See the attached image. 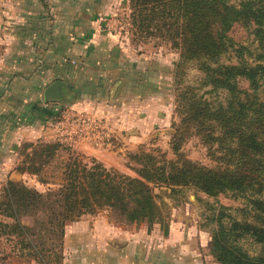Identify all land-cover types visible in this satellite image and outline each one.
I'll return each mask as SVG.
<instances>
[{
  "label": "trees",
  "instance_id": "trees-1",
  "mask_svg": "<svg viewBox=\"0 0 264 264\" xmlns=\"http://www.w3.org/2000/svg\"><path fill=\"white\" fill-rule=\"evenodd\" d=\"M128 3V19L137 39L162 40L179 53L172 73L180 114L173 137L175 159L141 156L137 178L114 174L99 165L71 169L57 190L46 193L8 181L0 215L13 223H0V235L14 236L40 264H61L64 228L83 215L108 209L120 224L145 222L151 229L163 223L155 186L193 188L209 197L232 192L248 194L247 219L224 223L223 216H217L210 253L217 264H264V102L257 96L264 77V0H242L237 6L229 0ZM236 25L251 29L255 52L235 46L229 32ZM231 53L235 64L223 63ZM189 63L202 74L199 87L185 83ZM201 88L221 92L224 102H208L199 94ZM54 115L50 112L47 119ZM187 134L199 137L210 148L211 158L216 156L215 168L194 163L179 152ZM23 216L32 217L33 223L24 225ZM245 238L260 246L257 255L240 247Z\"/></svg>",
  "mask_w": 264,
  "mask_h": 264
},
{
  "label": "rangeland",
  "instance_id": "rangeland-1",
  "mask_svg": "<svg viewBox=\"0 0 264 264\" xmlns=\"http://www.w3.org/2000/svg\"><path fill=\"white\" fill-rule=\"evenodd\" d=\"M241 1L229 0V3L237 6ZM121 5L123 8H120L119 14L124 15L123 20L129 21L127 16L129 14L128 0H122ZM5 10H7V6L3 3V18L0 20V60L3 66L17 57L25 61L26 48L24 45L27 42L26 39L18 40L13 38V36L10 37V23L8 18L4 16ZM129 26L128 22L126 24L123 23V28L127 29L128 39L131 37V45L142 47L144 55L146 54L152 63L149 71L154 79L146 86L145 94L147 98L151 96L153 108L149 109L150 113H148L151 117L145 116L146 123L144 128L142 129L143 126L139 127L137 125V114H133L130 111L129 128L128 130H121V107L115 102L104 104L101 99L98 100V103L95 101L85 102V100L81 101L77 97L67 103H44L41 109L55 113V115L47 119L44 127L42 126L43 129L38 130L32 136H28L20 142L19 146H17L19 148L15 147L16 144L11 145L12 161L8 171L12 175L10 179L12 182L22 184L39 193H46L49 190H57L63 181L64 174L71 169L78 170V168L83 166L92 168L94 165H99L114 174L137 178L141 156L149 154L162 156L168 160L175 159L173 137L176 133V127L179 125L180 114L176 111V86L172 79V73L174 64L179 60V53L162 40L136 39V37L132 36V29ZM229 37L233 40L235 46H243L253 52L256 51L257 44L253 39L250 28L236 25L230 30ZM233 56L234 54L231 53L222 62L235 64L236 60ZM252 60L253 58L248 56V61L252 62ZM22 63H20L22 67L19 65L17 70L18 74H30L31 71L25 70ZM186 68L185 83L199 87L202 74L191 63ZM9 72L4 70V68L1 72L0 108H4L6 111L10 110L9 112L13 116L24 120V111L26 109L30 111L32 105H35V108L37 104L39 105L42 102L41 88H43V84L37 85L38 83L36 82L40 73L38 74L39 70H33V73H31L35 80V85L31 89L30 86H25V82L19 80L15 83L13 81L14 78L9 79L7 77ZM40 72L50 75L54 71L42 69ZM158 76L161 77L159 79L160 85L153 83ZM8 80H12V84ZM67 80L68 82L71 81L74 86V79L70 78ZM240 86L245 88L246 84L241 82ZM134 88L132 85L130 86V94H132ZM26 90L28 92L24 96ZM31 91L34 92L33 96ZM209 91V88H201L199 94L214 105L224 102L225 98L221 92ZM153 94L154 96L152 97ZM257 96L264 102V77L259 82ZM135 105L131 104V107H135ZM110 110H113L111 116L109 114ZM73 112H82L90 115L91 119L100 121L98 123L103 131L98 137H92L82 142L75 141L74 138L71 140L63 139L60 136V126L58 124L64 120V117ZM95 113H98V115L96 116ZM161 116L164 119L167 118L162 125L154 122L155 120H152L151 123L148 122L149 119L161 118ZM106 118H108V121ZM110 119H113L114 122ZM11 127L15 129L16 126L12 125ZM127 131H129L128 136L125 137V132ZM185 138L187 139L185 142H181L179 150L185 158L207 168H215L217 166L216 156L214 157L215 159L211 158L208 153L210 148L203 144L199 137L187 134ZM53 146L57 147L54 151L53 149L51 151L50 149L44 150V148H52ZM92 147L101 150L98 158L92 154ZM214 149H216V146H214ZM217 156L219 157V154ZM33 163H35L34 166ZM72 164L74 165L72 166ZM5 187L6 182H0V202L4 199ZM153 192L156 196V202L162 211L163 223L161 225H152V231L155 229L157 233L159 229V235L167 237L169 235V227L172 225L177 228V231L186 229L189 233V237L180 240L183 244V247L180 248H183L189 255L182 264H217L209 249L212 231L217 227L215 218L223 216L221 221L224 223H229L231 219L235 221H245L247 219L246 211L249 205L246 197L248 194L240 196L232 192H226L216 197H209L193 188L170 189L160 186H155ZM97 214L106 215L116 225H120V223L115 221L108 209L101 210L92 216ZM0 216L2 221H6L9 224L13 223L11 219L3 215ZM211 218L214 221H211ZM32 221V217H22L24 225H31ZM127 226H129L130 230H150L145 222ZM1 236L0 250H12L22 260L32 258L29 256V250L21 247L16 238L8 235ZM239 245L251 256L257 255L260 251V246L248 238L241 240Z\"/></svg>",
  "mask_w": 264,
  "mask_h": 264
},
{
  "label": "crops",
  "instance_id": "crops-1",
  "mask_svg": "<svg viewBox=\"0 0 264 264\" xmlns=\"http://www.w3.org/2000/svg\"><path fill=\"white\" fill-rule=\"evenodd\" d=\"M121 2L0 0V20L3 18L2 4L5 3L7 10L4 16L10 23V37L27 41L24 45L25 61L14 57L15 60L3 66L0 60V84L3 68L10 71L7 73L9 79L14 78L15 83L19 80L25 82V86L31 89L35 85L31 73L39 70L36 82L37 85L43 84L41 105L37 104L35 108L32 105L30 111L26 109L24 120L13 116L10 110L0 108V182L11 181L12 175L8 171L12 161L11 145L16 144L15 147L19 148L20 142L43 129L50 113L41 109L44 103H67L77 97L85 102L98 103L100 99L104 104L115 102L121 107V130L129 128L130 111L137 114V125L144 128L145 116L151 117L148 113L153 108L151 96L147 98L145 94L146 86L154 79L149 71L152 63L144 55L142 47L131 45V37L128 39L127 29L123 28L124 15L119 14L120 8H123ZM132 36L137 39L133 30ZM21 62L25 70L31 71L30 74H18ZM42 69L54 72L45 75L40 72ZM70 78L74 79V86L71 81L68 82ZM160 78L158 76L153 83L160 85ZM8 81L12 84V80ZM57 81L63 84L58 87L61 97L45 102V90ZM131 85L135 87L132 94ZM33 93L31 91L32 96ZM131 104L136 105L131 107ZM112 112L109 111L110 116ZM113 119L110 120L114 122ZM152 120L162 125L167 118L161 116L148 122ZM12 125L16 126L15 129H12ZM128 132H125V137ZM91 151L98 158L101 150L92 147ZM0 223L9 224L2 221L1 216ZM176 229L171 225L169 235L165 237L159 235V229L157 233L152 228L149 231L130 230L129 226L116 225L103 214L83 215L77 221L67 223L64 228L60 247L61 264H182L189 255L180 248L183 247L180 240L189 237V233L186 229ZM0 264L40 263L33 258L19 259L12 250H0Z\"/></svg>",
  "mask_w": 264,
  "mask_h": 264
},
{
  "label": "built area",
  "instance_id": "built-area-1",
  "mask_svg": "<svg viewBox=\"0 0 264 264\" xmlns=\"http://www.w3.org/2000/svg\"><path fill=\"white\" fill-rule=\"evenodd\" d=\"M126 20L123 23L126 24ZM72 115V116H70ZM64 117V120L58 124L60 126V136L65 140L83 141L92 137L96 138L103 131L100 124L82 112H73ZM96 122V123H95ZM93 138V139H94Z\"/></svg>",
  "mask_w": 264,
  "mask_h": 264
},
{
  "label": "water",
  "instance_id": "water-1",
  "mask_svg": "<svg viewBox=\"0 0 264 264\" xmlns=\"http://www.w3.org/2000/svg\"><path fill=\"white\" fill-rule=\"evenodd\" d=\"M63 86V84L59 81L54 82L50 85L44 92L45 102L58 100L61 96L58 92V87Z\"/></svg>",
  "mask_w": 264,
  "mask_h": 264
}]
</instances>
